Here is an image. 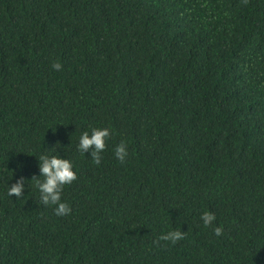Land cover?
<instances>
[{
	"label": "trees",
	"instance_id": "obj_1",
	"mask_svg": "<svg viewBox=\"0 0 264 264\" xmlns=\"http://www.w3.org/2000/svg\"><path fill=\"white\" fill-rule=\"evenodd\" d=\"M0 264H264V0H0Z\"/></svg>",
	"mask_w": 264,
	"mask_h": 264
},
{
	"label": "clouds",
	"instance_id": "obj_2",
	"mask_svg": "<svg viewBox=\"0 0 264 264\" xmlns=\"http://www.w3.org/2000/svg\"><path fill=\"white\" fill-rule=\"evenodd\" d=\"M52 67L54 70L59 71L62 65L60 63H54ZM109 136L110 131L107 128H94L91 133L85 131L79 138L78 150L84 154L90 153L94 163L99 165L101 163L100 153L105 149V142ZM127 155L126 145L121 142L115 149V156L123 163ZM38 169L39 176L43 177L42 181L37 180L41 202L46 206H55V214L57 216L68 215L71 209L68 204L62 202L61 193L64 185L71 184L77 179L72 162L57 155H42L39 160ZM25 180L24 177L17 179L15 183L11 184L8 194L17 198L24 195ZM201 219L207 226L215 220V216L205 212ZM215 231L217 235L221 234L220 228H216ZM182 238L183 236L180 231H171L161 236L162 240L172 242Z\"/></svg>",
	"mask_w": 264,
	"mask_h": 264
}]
</instances>
